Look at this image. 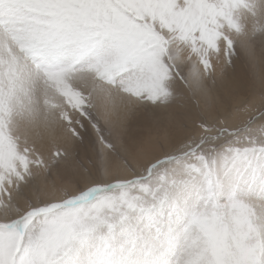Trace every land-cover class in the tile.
<instances>
[{
    "label": "snow or ice",
    "instance_id": "6c2138e0",
    "mask_svg": "<svg viewBox=\"0 0 264 264\" xmlns=\"http://www.w3.org/2000/svg\"><path fill=\"white\" fill-rule=\"evenodd\" d=\"M0 264H264V0H0Z\"/></svg>",
    "mask_w": 264,
    "mask_h": 264
}]
</instances>
